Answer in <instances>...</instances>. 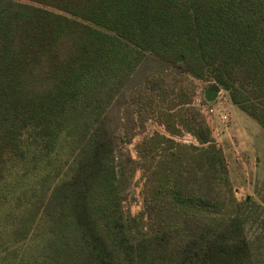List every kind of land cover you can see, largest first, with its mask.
I'll use <instances>...</instances> for the list:
<instances>
[{
    "label": "trees",
    "instance_id": "1",
    "mask_svg": "<svg viewBox=\"0 0 264 264\" xmlns=\"http://www.w3.org/2000/svg\"><path fill=\"white\" fill-rule=\"evenodd\" d=\"M192 76L264 127V0H0V264H264Z\"/></svg>",
    "mask_w": 264,
    "mask_h": 264
},
{
    "label": "rangeland",
    "instance_id": "2",
    "mask_svg": "<svg viewBox=\"0 0 264 264\" xmlns=\"http://www.w3.org/2000/svg\"><path fill=\"white\" fill-rule=\"evenodd\" d=\"M192 79L195 90L194 104L205 115L216 143L224 151L236 197L238 199L251 197L264 206V127L257 119L235 104L229 91L216 80L198 79L193 76ZM214 84L218 85L219 89L216 97L209 99L206 92ZM223 115L228 117L223 119ZM138 132L133 141L127 145L135 157H137L136 145L145 136L155 132L169 135L165 127L154 119L148 120L145 130ZM173 137L185 144L198 143L188 132ZM146 186L144 172L138 170L126 202V207L133 214L138 213L143 207Z\"/></svg>",
    "mask_w": 264,
    "mask_h": 264
},
{
    "label": "water",
    "instance_id": "3",
    "mask_svg": "<svg viewBox=\"0 0 264 264\" xmlns=\"http://www.w3.org/2000/svg\"><path fill=\"white\" fill-rule=\"evenodd\" d=\"M219 89V86L218 85H216V84H214L209 90L211 91H215V92H217V90Z\"/></svg>",
    "mask_w": 264,
    "mask_h": 264
},
{
    "label": "built area",
    "instance_id": "4",
    "mask_svg": "<svg viewBox=\"0 0 264 264\" xmlns=\"http://www.w3.org/2000/svg\"><path fill=\"white\" fill-rule=\"evenodd\" d=\"M222 117H223V119H226L228 116L227 115H223Z\"/></svg>",
    "mask_w": 264,
    "mask_h": 264
}]
</instances>
